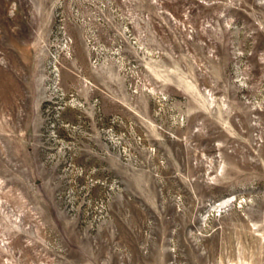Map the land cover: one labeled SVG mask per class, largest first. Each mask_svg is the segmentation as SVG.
<instances>
[{"label": "rangeland", "instance_id": "374dc122", "mask_svg": "<svg viewBox=\"0 0 264 264\" xmlns=\"http://www.w3.org/2000/svg\"><path fill=\"white\" fill-rule=\"evenodd\" d=\"M0 264H264V0H0Z\"/></svg>", "mask_w": 264, "mask_h": 264}, {"label": "bare ground", "instance_id": "6f19581e", "mask_svg": "<svg viewBox=\"0 0 264 264\" xmlns=\"http://www.w3.org/2000/svg\"><path fill=\"white\" fill-rule=\"evenodd\" d=\"M223 204H225L226 202H222Z\"/></svg>", "mask_w": 264, "mask_h": 264}]
</instances>
